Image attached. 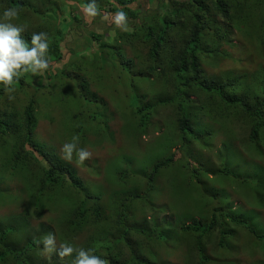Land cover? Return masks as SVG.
<instances>
[{
	"label": "trees",
	"instance_id": "16d2710c",
	"mask_svg": "<svg viewBox=\"0 0 264 264\" xmlns=\"http://www.w3.org/2000/svg\"><path fill=\"white\" fill-rule=\"evenodd\" d=\"M3 1L8 7L19 9V23L27 19L21 38L30 47L32 33H46L49 44L47 51L49 67L38 73L39 76L36 78L39 79L38 87H34L36 80L34 74H24L12 85L14 89L21 91L20 95H27L25 97L27 103L21 110H9L13 106V99L10 100L5 95L4 88L0 85V108H3L0 110V138H8L12 132L17 134L15 138L12 137L14 142L11 146L12 158L8 161L13 164V172L18 171L20 166H28L29 171L35 164V168L41 173L40 179H37L42 180L38 183L37 197L51 191V188L65 191L80 188V183L73 178L69 168L54 160L53 156L47 154L44 148L33 140L42 101L39 92L41 88L50 90L57 87L59 82L68 81L74 84L73 87H76L79 95L76 102L79 103L81 112L87 113L94 124L97 119L104 123L108 122L106 102L99 98V95L104 94L115 82V86L123 92L115 95L120 100L122 114L121 110L119 113L128 121L131 118L136 119L139 130L143 132L153 124V118L161 108L176 104L179 115L175 130L177 136L167 130L165 139L170 142L179 140L184 146L189 139L191 141L200 139V134L192 124V108L199 107V111L204 114L207 113L210 117L217 116L222 120L237 118L248 134L246 143L249 144V151L256 158H264V67H259L253 72L236 71L232 77L223 79L209 76L205 66V64L211 66L213 62L228 57L223 48L225 44H231L232 31L235 27H256L260 46L264 47V0H142L145 3L144 8L139 7L141 0H108L110 10L107 12L105 9H97L95 17L86 15L85 8L88 3L85 0H67V3L77 11L76 15L72 14L69 21L55 5L50 8L41 7L51 0ZM140 9H144V12H139ZM117 11L126 13L127 31L116 28L114 18ZM254 11L259 15L261 12L262 15L257 16ZM252 13L255 16L251 15ZM92 19L104 20L105 27L102 32L87 28L83 32L84 23ZM62 24L67 25V31L65 29L63 32L64 26L60 28ZM99 42L102 43L96 46ZM125 48L130 49L131 53L128 54ZM88 49L91 50L90 55L83 56L88 64L83 65L80 70L84 72L83 76L74 77L64 72L75 55L81 56L80 52ZM137 64L141 67L135 69ZM59 90L61 91L60 88ZM241 92L244 93L240 94ZM192 97H200V101L196 102ZM63 98L67 99L64 95ZM46 102L48 105L54 103ZM222 107L226 109L224 114ZM112 137L109 129L107 134L100 132V139H113ZM180 150H175L168 158H165L167 153L163 156L162 152L157 150L148 158L152 165L150 172L146 178L144 177L143 194L129 193L119 203L121 215L115 226L122 230V233L112 243L106 238L99 239L102 245L99 250H103L105 254L103 259L105 264H146L144 260H138L136 252L131 249L128 242V236L135 228L126 226L127 209L129 205L148 199L149 194L155 190L154 180L164 169L171 164L179 166L181 159L187 162L192 159V151L184 152L181 158ZM222 163L225 167L222 172L214 173V182L217 185L221 183L219 175L223 174L226 181L230 182H234L233 176L237 175L235 171L228 169L225 161L222 160ZM4 164L5 162L2 163ZM179 169L183 176L186 174L185 169L189 170V164ZM251 170L253 185L264 189V170L254 166ZM189 171L194 177H199V173L207 175L210 172L200 166ZM131 175V172H121L118 176L119 184L124 186L133 177ZM80 193L82 199L75 206L78 209L77 220L72 223L78 224L80 219L86 222L90 212L95 220H99L97 198L87 195V192ZM204 196L207 201L203 202L205 206L201 212L203 214L201 219L188 223L184 212L177 210V206L167 203L179 211V216L185 220V223L179 226L177 238L183 241L187 237H193L196 257L199 258L198 264L212 261L208 255L207 243L213 238L214 232H218L217 240H212L217 248L223 249L227 245L226 238L229 236L231 223L263 239L258 235L252 221L254 216L247 220L240 210H234V204L226 202L227 204L223 205L225 202H220L222 197L224 198L223 190L215 193L208 191ZM6 197H14V194L0 189V201L3 202ZM167 204L155 211H167ZM180 208L186 207L179 205ZM4 220L5 218L2 221L0 218V264H32L30 257L39 248V241L29 238L25 245L16 247L18 245L14 239L22 235L17 232L20 227L12 226ZM81 226L84 225L80 224ZM155 229L148 233L146 230L136 228V233L143 238L167 240L176 245L169 230L160 228L157 233ZM121 244H126L130 248V259L126 262H122L125 259H121L120 255L115 256L113 253V249H117Z\"/></svg>",
	"mask_w": 264,
	"mask_h": 264
},
{
	"label": "rangeland",
	"instance_id": "374dc122",
	"mask_svg": "<svg viewBox=\"0 0 264 264\" xmlns=\"http://www.w3.org/2000/svg\"><path fill=\"white\" fill-rule=\"evenodd\" d=\"M107 1L94 0V3L97 9H105L108 12L110 6ZM85 2L89 5L93 3V0H85ZM52 5H55L62 14L66 15L67 21L72 19V14H77V11L67 3V0H51L41 7L50 8ZM144 5L145 3L141 0L139 7L144 8ZM146 6L148 7V5ZM5 8L9 7L1 0L0 12ZM83 10L82 8L81 11ZM140 11L144 12V9H140ZM254 13L257 16L262 15L261 12L260 15L256 11ZM254 13L251 15L255 16ZM105 18L104 20H108ZM104 20H89L88 23H84L83 32L86 28L102 32L105 27ZM26 22L27 19H24L19 23L18 18L13 21L22 27ZM109 22H111L110 19ZM45 24L47 23L45 22ZM63 26V32L65 29L67 31V25L62 24L60 28L62 29ZM231 39V44H225L226 46L223 48L228 57L213 62L214 64L211 66L205 64L209 76L224 79L232 77L236 71L238 73L253 72L259 67H264V47L260 46L256 27H235ZM101 43H96V46ZM125 51L128 54L131 53L128 48H125ZM90 53L91 50L88 49L80 52L81 56L75 55L65 67L64 72H68L74 77L83 76L84 72L80 70L83 65L88 64L85 57ZM140 67L137 64L135 69ZM33 76L36 79L39 74ZM38 81L39 79L35 80L34 87H38ZM64 83L59 82L57 87L50 90L41 88L39 95L42 101L40 113H38L39 121L34 129L33 140L42 146L47 154L53 156L54 160L69 168L73 178L80 183L79 189L65 191L51 188V191L45 192L42 196L39 195L38 198L36 195L38 183L42 180L38 181L37 179H40L41 173L35 168V164L30 167L29 171H27L28 166H20L18 171L13 172V164L8 161L12 158L11 146H13V138L17 134L12 132L7 136L8 138H0V189L3 192L8 190L14 194V197H6L3 202L0 201V218L1 221L5 218L4 222L12 224V226L20 227L17 232L22 235H18L17 239H14L18 245L16 247L25 245L29 238L39 241V248L30 257L32 264H72L76 251L70 256L60 257L58 255L61 245L66 244L71 245L74 249H91L92 254L104 259L103 250H99L102 246L99 239L106 238L112 243L122 233V230L115 226L121 215L119 203L129 193L143 194L144 181L147 173L151 170L150 165H152L148 158L154 155L157 150L161 151L163 156L167 153L165 158H168L174 154L175 150L180 149L181 158H183L184 152L192 151V159H189L188 162L181 159L179 166L171 164L170 167L164 169L153 182L155 190L158 191L154 190L152 194H149L147 200L128 206L125 223L126 226L135 228V231L128 236V242L136 252L138 260H144L146 264H198L199 258L196 257L193 237H187L183 241L177 238L179 226L185 223L178 212L185 213L186 223L191 220H199L203 215L201 213L205 206L203 202L207 201L204 193L223 190L224 198L222 197L220 202H225L223 205H226V202L234 204V210H240L242 216L247 220L254 216L252 221L258 235L263 239L257 238L256 235L231 223L229 236L226 238L227 245L223 249H218L216 243L212 241L213 239L217 240L218 232L212 234L213 238L207 243L208 255L212 261H208L207 264H264V189L253 185V170H251L252 166L264 170L262 167L264 158H256L249 151V144L246 143L248 134L237 118L222 120L219 119L220 117H210L207 113L204 114L199 111V107L192 108V124L200 134V139L196 141L189 139L184 146L180 144L179 140L170 142L165 139L167 130L177 136L175 130L179 115L176 104H169L161 108L154 116L153 124L143 132L141 129L139 130L136 119L131 118L128 121L127 118L122 117V110L119 107L120 100L115 97L122 91L115 86V82L107 88L104 94L99 95V98L106 102L108 122L104 123L101 119H97L94 124L87 113L81 112L79 103L76 102L79 95L76 87H73L74 84L68 81ZM19 92L21 91L14 89L11 93L13 106L10 107V111H19L27 103L25 99L27 95H20ZM4 93L9 98V94L5 91ZM63 95L67 99H64ZM246 96L248 97L247 94ZM192 99L196 102L200 101V97H192ZM46 101L49 104L50 102L54 103L48 105ZM222 109L224 114L226 109L225 107ZM119 110H121V114ZM76 116L79 117L76 118ZM107 129L112 132L113 139H100V132L103 131L107 134ZM73 137L77 138L78 149H85L90 153V157L83 163L78 162L75 150L71 161L60 158V148L65 143L73 142ZM166 144H168V148H166ZM222 160L226 162L228 169L235 171L237 175L233 176L234 182L226 181L223 174L219 175L221 186V183L215 184L214 173L219 174L225 168ZM3 162H5L4 165H2ZM187 164H189V170L200 166L210 172L207 175L199 173V177H194L189 170L185 169L186 174L182 176V171L179 168L183 165L187 166ZM121 172H131V176H133L124 186L118 182ZM172 181L175 182L172 183ZM244 185L250 188L247 189ZM222 187L226 188L221 189ZM80 191L87 192V195L97 198L96 204L100 209L99 220H95L94 215L90 212L86 222L80 219L78 224L72 223L77 220L78 209L75 206L82 199ZM217 196L220 199L219 193ZM36 201H38V205ZM167 203L177 206L179 211ZM165 204L168 207L167 211H155ZM36 205L37 207H35ZM40 205L43 207L41 208ZM179 205L186 208L179 209ZM11 217L13 219H7ZM80 224L84 226L80 227ZM136 228L137 230H146L148 233H151L154 228L157 233L160 228L169 230L176 245L167 240L156 241L151 237L143 238L136 233ZM49 233H53L56 238V251L45 254L40 241ZM106 244L107 242H105ZM113 253L115 256L120 255L121 259H125L122 262L130 259V248L126 244H121L117 249H113Z\"/></svg>",
	"mask_w": 264,
	"mask_h": 264
},
{
	"label": "clouds",
	"instance_id": "9594fccd",
	"mask_svg": "<svg viewBox=\"0 0 264 264\" xmlns=\"http://www.w3.org/2000/svg\"><path fill=\"white\" fill-rule=\"evenodd\" d=\"M88 17L97 15V8L93 3L85 8ZM19 16V9L5 8L0 12V85L9 94V99H13L11 93L14 91L12 85L24 74L42 73L48 69L47 51L49 48L47 34L44 32L31 34V47L21 38L24 32L22 26L13 23ZM114 23L116 28L127 31V18L124 11L115 13ZM77 138L73 137V142L65 143L60 148V158L71 161L73 151L78 155V162L83 163L90 157V153L85 149H78ZM45 254L56 251V238L53 233L47 234L40 241ZM133 250V248L131 247ZM76 251L72 264H105L99 256L92 254V250L74 249L71 245H61L58 255L60 257L70 256ZM134 251V250H133ZM135 252V251H134Z\"/></svg>",
	"mask_w": 264,
	"mask_h": 264
}]
</instances>
